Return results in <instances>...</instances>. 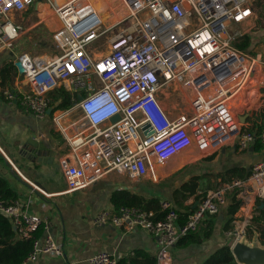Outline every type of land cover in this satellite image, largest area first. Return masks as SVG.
Returning <instances> with one entry per match:
<instances>
[{
    "label": "built area",
    "instance_id": "2783aa9c",
    "mask_svg": "<svg viewBox=\"0 0 264 264\" xmlns=\"http://www.w3.org/2000/svg\"><path fill=\"white\" fill-rule=\"evenodd\" d=\"M120 1L126 12L108 26L87 2L55 5L62 22L52 35L57 52L19 54L15 63L21 75L20 96L5 91L8 100L18 101L39 119L49 114L50 93L62 88L70 95L71 108L56 107L52 112L69 148L59 159L68 191L88 189L110 173L130 181H156L159 166L192 145L219 151L235 142L247 150L259 140L264 146V128L258 133L239 125L230 106L259 64L236 48L246 33L243 26L253 16L250 0ZM33 3L0 0V55L23 31L12 15ZM163 89L189 96L188 108L166 109ZM115 115L119 119L113 122ZM146 125L153 129L151 135ZM230 193H235L242 211L229 231L233 244L246 237L254 204L264 199V161L253 164L247 179L235 178L202 192L181 224L170 200L161 202V217L152 210L121 206L103 209L93 223L147 231L158 239V264H171L172 249L181 237L220 213ZM0 211L13 221L20 237H34L43 229L27 261L48 255L72 264L46 219L24 211L18 199L7 205L0 201ZM90 262L120 264L105 251L96 252Z\"/></svg>",
    "mask_w": 264,
    "mask_h": 264
},
{
    "label": "crops",
    "instance_id": "0c3cea01",
    "mask_svg": "<svg viewBox=\"0 0 264 264\" xmlns=\"http://www.w3.org/2000/svg\"><path fill=\"white\" fill-rule=\"evenodd\" d=\"M65 1L56 0L55 5L62 7L69 0ZM84 2L99 11L107 26L114 23L126 12V9L120 6L118 0H76L73 3L80 6ZM27 11L28 17L25 19L23 13ZM53 14L55 16L51 17ZM12 16L15 20L18 16V22L23 25L20 36L29 32L35 27L34 23L37 22L44 23V26L49 29L52 35L62 26L55 8L53 11L47 2L41 0L35 1L26 11L15 13ZM251 25V21L248 25L245 24L243 26L244 30L246 31L245 28H249ZM4 53L0 55V177H4L17 193L24 211L37 214L49 222L54 239L64 246L67 257L72 264H92L90 262L91 256L100 251L109 252L115 255L119 262L127 264H130V261L134 258L142 259L141 256H138L140 251L157 258L160 250L158 239L147 231L140 228L125 230L112 224L96 225L93 223V218L97 213L106 208H114L111 199L115 190L127 189L148 197H158L161 202L164 200L172 201L173 189L179 185H176L177 182L174 184L173 189L167 193L160 186L148 187L145 184H142L141 189H139L142 192L134 191L137 188L134 183L147 180L158 185L157 183L163 180L165 176H174L178 171H180V174L188 166H195L199 162L211 163L218 155L229 158L224 168L214 172L199 166L197 173L186 174L179 181L182 183L183 179L186 180L190 176L205 172L216 175L232 167H245L251 170L252 165H249L248 158L254 164L257 161H264V146L261 151H255L254 145L247 150H241L233 142L219 151H212L192 145L182 153L188 149L195 152L199 151L201 154L204 151L203 158L194 161H182L181 163V158L178 159L179 156H176L159 166V179L156 181L150 179L130 181L124 175L110 173L88 189L69 192L59 164L60 157L68 153L69 148L64 136L57 130L52 120L53 110L60 106H57L58 103L51 104V107H53L51 113L39 119L32 112L24 109L18 101L8 100L5 91L12 87L17 92L21 75L18 71L10 70L19 54L13 55L10 53L6 55ZM53 54L55 52L51 55ZM5 69L9 70L7 80L4 79ZM239 96L231 102L234 107L240 105L239 102L242 98H239ZM71 106L68 108H71ZM77 112L79 111H75L74 114ZM246 126L252 125L247 124ZM33 143L45 146L40 151L41 155L47 159L46 162L37 160L39 155L33 154L35 151ZM223 149H225L224 152ZM205 152H210V154L207 155ZM182 153L179 155L181 156ZM214 154L213 159L207 160L208 157ZM238 156L242 158L246 156V158L238 161ZM173 160L177 162L171 164L170 161ZM171 165L174 166L171 167ZM164 196L166 198L162 199L161 197ZM196 201L197 199L192 197L185 204L193 207ZM258 201L261 200H257L254 204V216L257 213ZM227 203L228 200L220 213L207 217L200 225L196 231L202 236L200 242L189 245L178 244L172 249L171 264H203L219 247L226 242H232L229 231L224 230L227 222L225 214ZM239 218H242L241 209L238 210L235 216V219ZM248 241L249 243L254 241L260 243L259 235L255 234ZM24 264H62V262L58 258L46 255L35 262L26 261Z\"/></svg>",
    "mask_w": 264,
    "mask_h": 264
},
{
    "label": "trees",
    "instance_id": "16d2710c",
    "mask_svg": "<svg viewBox=\"0 0 264 264\" xmlns=\"http://www.w3.org/2000/svg\"><path fill=\"white\" fill-rule=\"evenodd\" d=\"M251 47V33H245L239 42L236 43V48L248 54H252ZM10 70L18 71L17 67L11 66ZM9 70H4V79L9 77ZM14 92L15 96L19 98L20 94L14 88L9 89ZM51 104L68 108L73 104L69 94L65 93L61 88L54 90L50 93ZM17 100V99H16ZM256 112V111H255ZM239 125H241L239 123ZM252 129L258 133L264 128V119L256 122L251 126ZM263 145L259 140L254 145L255 151H261ZM215 154L208 157L211 160ZM178 171L174 176L179 174ZM251 174V170L245 167H232L223 172L213 175L210 172H205L197 175L190 176L181 184L173 189L172 202L174 207L180 213V224L184 222L187 211L192 209V206L186 205V201L192 197L198 199L200 194L207 192L220 185L221 183L230 182L235 178L247 179ZM201 192V193H200ZM18 199L17 193L12 189L8 181L4 177H0V201L4 204H10ZM112 204L114 208L118 209L121 206H136L146 210H152L161 217L160 212L161 200L158 197H148L141 193L132 192L127 189L115 190L112 195ZM228 205L225 214L227 222L225 223L224 230L230 231L233 228V220L239 210L240 201L237 199L235 193H230L227 196ZM264 200L258 201L257 213L252 218L250 225L247 228L246 238L251 240L255 234L259 235L260 243L264 246V207L261 204ZM43 235V229L38 230L34 237L24 238L20 237L18 231L15 229L13 221L0 211V264H24L26 263L30 253L34 249V239ZM202 236L197 232H192L188 235L181 237L179 245H189L198 243ZM177 244V245H178ZM232 242H226L224 245L214 251L203 264H240L235 258L231 250ZM138 256L142 259L134 258L130 264H158L157 258L151 257L144 252H138ZM120 264H127L119 262Z\"/></svg>",
    "mask_w": 264,
    "mask_h": 264
},
{
    "label": "rangeland",
    "instance_id": "374dc122",
    "mask_svg": "<svg viewBox=\"0 0 264 264\" xmlns=\"http://www.w3.org/2000/svg\"><path fill=\"white\" fill-rule=\"evenodd\" d=\"M38 2L39 0H34V2ZM47 2L48 6L54 11L55 1L56 0H41ZM67 1V0H66ZM65 1V2H66ZM119 4L123 7L120 0ZM253 7V16L251 19V27L245 28L246 33L255 34L256 42L253 43L250 47V51H252V54H248L250 57H254L259 62V66L256 69V74L252 77V79H249L241 88V90L237 93V95H240L239 98V107H234L232 103L230 106L232 107V110L237 117L238 123L241 125H253L256 122H260L264 119V0H250ZM34 4V3H33ZM24 14V18L26 19L28 17V11ZM27 14V15H26ZM53 14L51 17H54ZM16 20L18 21V16L16 17ZM35 27H33L29 32L23 33L19 38L11 41L9 43L8 49L5 51L4 54H20V53H30V54H52L53 52H57L56 45L54 43L52 33L49 31V29L44 26V23H34ZM246 27V26H245ZM31 39H30V38ZM257 66V65H256ZM242 94V96H241ZM189 96L183 95V93H180L176 91V89H163L162 94V100L164 107L168 110L171 109H186L189 106ZM238 100V99H237ZM256 111V112H255ZM81 113L77 112L75 113L76 117H81ZM204 153V151H202ZM203 153L201 154L199 151H194L191 149H188L184 153L178 155V159L181 158L182 161H194L197 159L203 158ZM207 155L210 154V152H205ZM246 158L244 156L243 158L241 156H238L237 160L240 161L241 159ZM228 159L225 156L218 157L211 163H198L195 166L190 165L187 169L182 171L179 175L176 177L172 175H167L164 177L163 180L158 182V185H155V183L151 181H141L134 183V186L137 188L134 191L142 192L141 185L145 184L148 187H155L160 186L161 189H164V191L167 193L173 189L174 184L177 182L176 185L180 184L181 181H179L181 178L185 177L186 174H192L197 173L199 171V166L206 168V170H211L214 172H217L218 169H222L226 166L228 163ZM249 165L253 166V162L248 158ZM177 161L173 160L170 161V163L174 164ZM232 162V161H231ZM253 163V164H252ZM180 165V164H179ZM174 165H171L173 167ZM168 174V171H167ZM172 176V177H171ZM145 191V190H143ZM162 199L166 198V196L161 197Z\"/></svg>",
    "mask_w": 264,
    "mask_h": 264
},
{
    "label": "water",
    "instance_id": "95a60500",
    "mask_svg": "<svg viewBox=\"0 0 264 264\" xmlns=\"http://www.w3.org/2000/svg\"><path fill=\"white\" fill-rule=\"evenodd\" d=\"M255 42H256L255 34H251V45ZM14 64L16 67H18V63H14ZM78 98L79 100H82L84 97L82 94H79ZM52 109L53 107L49 108V113H51ZM118 119L119 116L116 115L112 118V121L114 122ZM144 129L148 135H151L153 133V129L149 125H146ZM33 145L35 147V151L33 152V154L39 155L37 160L46 162L47 159L41 155V151H40L41 149H44L45 146L39 143H33ZM224 151L225 149H223V152ZM15 175L18 177L17 173H15ZM263 206L264 203H262L261 207ZM231 250L240 264H264V246L258 241L249 243V241L245 237L244 239L234 242L231 246Z\"/></svg>",
    "mask_w": 264,
    "mask_h": 264
},
{
    "label": "bare ground",
    "instance_id": "6f19581e",
    "mask_svg": "<svg viewBox=\"0 0 264 264\" xmlns=\"http://www.w3.org/2000/svg\"><path fill=\"white\" fill-rule=\"evenodd\" d=\"M258 66H259V64H257L256 69L258 68ZM256 69H255V70H256ZM244 86H245V85H244ZM244 86L242 85L241 88L244 87ZM238 92H239V91H238ZM238 92H237V93H238ZM237 96H238L237 94L234 95V96L232 97V99H231V102H232L234 99H236Z\"/></svg>",
    "mask_w": 264,
    "mask_h": 264
},
{
    "label": "clouds",
    "instance_id": "9594fccd",
    "mask_svg": "<svg viewBox=\"0 0 264 264\" xmlns=\"http://www.w3.org/2000/svg\"><path fill=\"white\" fill-rule=\"evenodd\" d=\"M115 116H116V115H115ZM113 117H114V116H112V118H113ZM112 118H111V119H112ZM104 120H105V119H104Z\"/></svg>",
    "mask_w": 264,
    "mask_h": 264
}]
</instances>
